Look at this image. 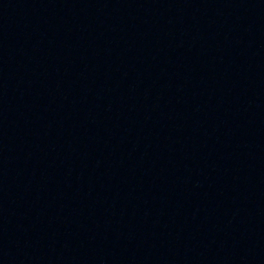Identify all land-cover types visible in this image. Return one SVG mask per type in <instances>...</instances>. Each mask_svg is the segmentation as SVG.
I'll list each match as a JSON object with an SVG mask.
<instances>
[{"label": "water", "instance_id": "95a60500", "mask_svg": "<svg viewBox=\"0 0 264 264\" xmlns=\"http://www.w3.org/2000/svg\"><path fill=\"white\" fill-rule=\"evenodd\" d=\"M0 264H264V0H0Z\"/></svg>", "mask_w": 264, "mask_h": 264}]
</instances>
